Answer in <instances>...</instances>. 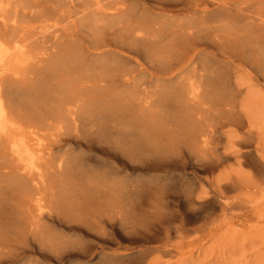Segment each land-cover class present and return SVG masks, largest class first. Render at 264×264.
I'll list each match as a JSON object with an SVG mask.
<instances>
[{
  "label": "rangeland",
  "instance_id": "obj_1",
  "mask_svg": "<svg viewBox=\"0 0 264 264\" xmlns=\"http://www.w3.org/2000/svg\"><path fill=\"white\" fill-rule=\"evenodd\" d=\"M250 11L168 72L123 58L79 80L53 62L54 36L23 55L4 43L15 84L49 75L56 98L28 110L23 94L0 135V264H264V5Z\"/></svg>",
  "mask_w": 264,
  "mask_h": 264
},
{
  "label": "bare ground",
  "instance_id": "obj_2",
  "mask_svg": "<svg viewBox=\"0 0 264 264\" xmlns=\"http://www.w3.org/2000/svg\"><path fill=\"white\" fill-rule=\"evenodd\" d=\"M253 2L264 5V0H0V135L15 122L13 108L23 94L28 110L42 99L56 98L52 91H41L49 75L31 86L16 85L7 65L9 55H23L30 45L47 43L54 36L51 38L55 40L51 48L53 62L70 74L80 69L75 73L79 80L86 77V80H104L106 74L122 69L119 60L123 58L131 60L136 67H143L142 62L146 61L168 72L193 63L191 56L199 55L206 46L201 40L210 24L233 15L235 20L256 16L250 11ZM13 4L11 9L9 5ZM170 18L185 19L170 21ZM114 35L117 37L111 39ZM82 39L89 40L91 45L83 53L78 47ZM5 42L9 43V55L4 52ZM85 55L96 57L88 67V76L80 67ZM55 67L51 73L57 71ZM131 75H123L119 82L131 81ZM81 97L80 91L63 88L64 102H76ZM70 114L74 116L75 111L71 110Z\"/></svg>",
  "mask_w": 264,
  "mask_h": 264
}]
</instances>
